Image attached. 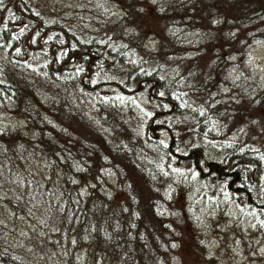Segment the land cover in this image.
<instances>
[{
  "label": "trees",
  "instance_id": "1",
  "mask_svg": "<svg viewBox=\"0 0 264 264\" xmlns=\"http://www.w3.org/2000/svg\"><path fill=\"white\" fill-rule=\"evenodd\" d=\"M111 1L119 17L80 37L61 13L0 0V111L15 122L0 128V162L18 178V193L4 183L0 195V264H181L172 230L182 219L178 166L204 167L228 194L264 204L252 195L264 169V86L247 102L220 96L225 59L264 41V0ZM110 60L151 80L153 112L139 130L102 101L76 104L62 89L93 91L88 82ZM170 68L168 80L153 79ZM49 81L58 97L46 94ZM208 150L217 158L203 157Z\"/></svg>",
  "mask_w": 264,
  "mask_h": 264
},
{
  "label": "rangeland",
  "instance_id": "2",
  "mask_svg": "<svg viewBox=\"0 0 264 264\" xmlns=\"http://www.w3.org/2000/svg\"><path fill=\"white\" fill-rule=\"evenodd\" d=\"M27 1L32 7L45 11L46 17L63 14L71 21L73 26L71 29L78 32L80 37L97 32L99 28L104 29L101 26L104 24L103 21L107 22L105 19L108 20L106 25H110L120 15V10L111 0ZM114 28L119 29V27ZM175 31L177 33L180 29L177 28ZM150 35L147 37H151ZM179 35L192 37L193 31L187 33L181 30ZM143 44L149 46L150 42L145 39ZM218 47L223 50L221 42ZM48 66L53 68L51 63H48ZM102 66L101 79L91 77V82H88L90 87H94L93 91L77 94L74 90L65 87L62 88L63 91L67 92L76 104L80 101L86 106L90 104L95 107L96 101H102L105 108L113 107L114 111H120L132 130H139L153 112L151 100L147 98L145 92L151 91V80H143L144 83H141V80H133L131 69L119 61L110 60L102 63ZM225 66L227 70L224 77L227 82L221 88L220 96L235 103L247 102L251 90L264 86V41L249 47L241 57L226 58ZM154 68V65L148 66L150 70ZM172 70L173 68L156 70L153 79L160 76L168 80ZM86 75L87 72H81L78 79L86 81ZM95 81L104 82L96 85ZM115 82L125 88L119 89ZM47 87L46 94L58 97L51 81ZM181 92L186 95L189 91ZM86 117L91 118V121L93 119L89 114ZM16 123L23 124L20 120H16ZM7 125L10 126L11 131L15 130V122L0 111V128ZM155 133L156 131L152 132V135H156ZM164 141L165 138L159 135L158 142L163 144ZM186 146L184 149L192 153V149ZM203 157L208 161L217 158L212 150L204 151ZM15 167V165L11 167L5 160L0 162V195L8 193L4 183L8 184L11 193H18V189L15 188L18 181L14 172ZM203 169L183 165L176 167L173 173L174 180L183 176L184 181L181 187L173 184L175 203L180 208L182 216V219L177 220L180 224L172 226L173 239H175L173 247L180 256L181 264H264V204L252 206L239 193L234 191L228 194L223 184L215 182V177H207ZM246 179L249 180V177ZM110 180L114 183V179L110 178ZM257 181L258 184L254 189L256 191L253 190L252 195L255 197V193H260L262 197L264 169Z\"/></svg>",
  "mask_w": 264,
  "mask_h": 264
},
{
  "label": "flooded vegetation",
  "instance_id": "3",
  "mask_svg": "<svg viewBox=\"0 0 264 264\" xmlns=\"http://www.w3.org/2000/svg\"><path fill=\"white\" fill-rule=\"evenodd\" d=\"M235 177H237V176H235Z\"/></svg>",
  "mask_w": 264,
  "mask_h": 264
}]
</instances>
